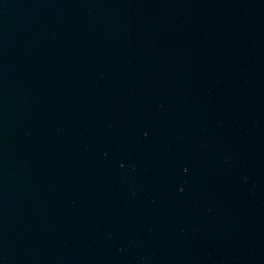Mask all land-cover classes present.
I'll list each match as a JSON object with an SVG mask.
<instances>
[{"label":"water","instance_id":"1","mask_svg":"<svg viewBox=\"0 0 264 264\" xmlns=\"http://www.w3.org/2000/svg\"><path fill=\"white\" fill-rule=\"evenodd\" d=\"M120 0H0V167L68 64Z\"/></svg>","mask_w":264,"mask_h":264}]
</instances>
